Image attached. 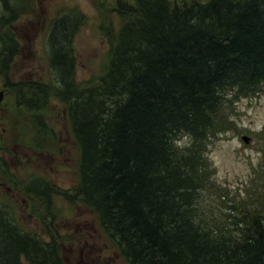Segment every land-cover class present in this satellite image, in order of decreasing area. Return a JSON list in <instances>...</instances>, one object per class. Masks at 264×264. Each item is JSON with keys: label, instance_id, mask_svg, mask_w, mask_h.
Masks as SVG:
<instances>
[{"label": "trees", "instance_id": "1", "mask_svg": "<svg viewBox=\"0 0 264 264\" xmlns=\"http://www.w3.org/2000/svg\"><path fill=\"white\" fill-rule=\"evenodd\" d=\"M112 3L121 22L108 34L99 76L77 82L69 44L56 46L54 36L51 79L9 88L40 128L50 96L64 104L78 181L61 193L94 212L127 264H264V174L258 187L233 193L212 178L206 156L214 134L231 123L222 109L264 90V0ZM70 19L52 34L66 40ZM10 49L0 36V54ZM45 141L36 144L46 148ZM22 191L43 198L50 226L43 202L50 193L42 185ZM4 208L0 264H63L59 232L47 228L45 240Z\"/></svg>", "mask_w": 264, "mask_h": 264}, {"label": "rangeland", "instance_id": "2", "mask_svg": "<svg viewBox=\"0 0 264 264\" xmlns=\"http://www.w3.org/2000/svg\"><path fill=\"white\" fill-rule=\"evenodd\" d=\"M69 18L72 23L66 40L52 34L59 30L58 23ZM120 22L112 0H0V36L11 45L8 57L0 54V84L5 92L0 108V206H5L20 228L45 240L51 239L52 232L47 228L59 232L63 264L127 263L101 230L94 212L61 193L72 190L78 181V149L64 104L51 95L45 109L38 113L43 126L40 128L31 113L16 104L13 89L9 88L19 81L51 79L49 60L54 36L59 42L56 46L69 44L75 80L84 84L95 79L106 66L108 34ZM222 111L231 123L214 134L206 156L215 171L212 178L231 192L243 194L251 184L252 189L258 187L264 174V90L233 99ZM216 120L217 125L224 120L222 112ZM241 135L250 140L245 143ZM37 138H45L43 145L48 147L37 145ZM30 185H42L50 193L51 201H43L51 212L50 226L45 225L49 219L42 214L43 198L29 197L22 191ZM30 204L39 210V216Z\"/></svg>", "mask_w": 264, "mask_h": 264}, {"label": "water", "instance_id": "3", "mask_svg": "<svg viewBox=\"0 0 264 264\" xmlns=\"http://www.w3.org/2000/svg\"><path fill=\"white\" fill-rule=\"evenodd\" d=\"M1 99H2V92L0 91V101H1ZM242 139H243L245 142H248V141H249V137H248V136H245V135L242 136Z\"/></svg>", "mask_w": 264, "mask_h": 264}]
</instances>
